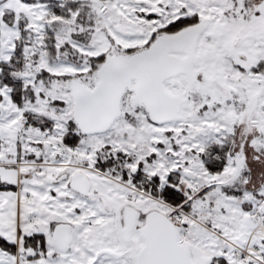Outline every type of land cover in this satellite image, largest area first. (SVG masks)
Listing matches in <instances>:
<instances>
[{"label": "snow or ice", "instance_id": "6c2138e0", "mask_svg": "<svg viewBox=\"0 0 264 264\" xmlns=\"http://www.w3.org/2000/svg\"><path fill=\"white\" fill-rule=\"evenodd\" d=\"M0 264H264V0H0Z\"/></svg>", "mask_w": 264, "mask_h": 264}]
</instances>
